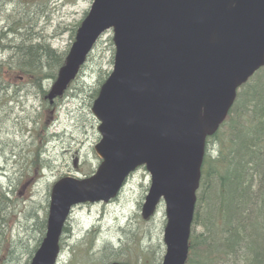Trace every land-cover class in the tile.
Wrapping results in <instances>:
<instances>
[{
  "label": "water",
  "instance_id": "95a60500",
  "mask_svg": "<svg viewBox=\"0 0 264 264\" xmlns=\"http://www.w3.org/2000/svg\"><path fill=\"white\" fill-rule=\"evenodd\" d=\"M107 30L113 69L91 107L101 161L89 177L53 183L45 235L29 264H56L72 207L110 201L139 166L150 174L142 217L164 203L161 264H185L206 139L225 120L238 88L264 66V0H93L50 102Z\"/></svg>",
  "mask_w": 264,
  "mask_h": 264
},
{
  "label": "trees",
  "instance_id": "16d2710c",
  "mask_svg": "<svg viewBox=\"0 0 264 264\" xmlns=\"http://www.w3.org/2000/svg\"><path fill=\"white\" fill-rule=\"evenodd\" d=\"M48 1L0 0V114L8 109L3 111L8 119V103L32 91L40 98L41 108L31 117L29 131L36 130L38 138L48 135L57 111V99L49 101L45 86L55 80L67 54L53 47L43 32L42 19L50 13ZM38 148L40 145L34 151L23 150V154L14 150L13 164L18 162L16 157L23 162L5 188L0 184V260H4L0 264H16L17 242L13 244L11 230L7 231L19 216L27 212L34 227L30 231L37 233L24 264L29 263L45 233L46 216L37 218L35 209L27 208L32 193L24 197L42 171L36 160ZM11 215L15 220L10 223ZM136 234L131 231V244L103 245L97 250L100 254L92 255V245H88L85 256L100 257L99 264H160L162 256L143 247L141 235ZM10 251L12 262L6 256ZM186 264H264V67L240 86L226 119L207 139Z\"/></svg>",
  "mask_w": 264,
  "mask_h": 264
},
{
  "label": "rangeland",
  "instance_id": "374dc122",
  "mask_svg": "<svg viewBox=\"0 0 264 264\" xmlns=\"http://www.w3.org/2000/svg\"><path fill=\"white\" fill-rule=\"evenodd\" d=\"M92 1H48L50 13L47 11L48 18L42 19V27L53 47L68 52L74 39V30L89 10ZM111 38L110 31L99 38L77 78L65 94L56 100L55 120L45 138L36 137V130L29 131L33 125L30 122L33 119L31 117L41 108L40 98L32 91L27 97H20L8 103L11 108L8 119L3 111L0 114V167H7L6 172L0 170L2 188L17 176L15 172L23 162L21 157H16L18 162L13 164L15 157L11 153L14 150L21 151L22 154L23 150L34 151L37 145H40L39 158L36 160L42 165V171L34 181L32 190L24 191V197L32 193L31 202L26 206L35 209L37 218L47 215L48 192L55 180L63 176L88 177L100 162L94 150L100 135L97 130L99 123L91 111L92 93L112 70L114 45ZM51 84L52 82H49L45 87L49 89ZM149 184L150 175L142 166L130 174L119 194L109 202H87L74 206L61 236L57 264H99L100 257L85 256L86 247L92 245L91 254L94 255L102 252L97 250L103 245H112L115 248L122 241L131 244V231L141 235L140 243L143 247L155 250L157 256H163V229L166 222L163 203L147 220L141 215V206ZM26 206L25 210H28ZM27 216V212L19 216L7 231L8 233L11 230L13 244L17 242L16 264H24L27 261L37 238V233L30 231L34 227ZM8 220L11 223L15 216L11 215ZM12 246L11 243L8 248ZM11 253L12 251L9 255L6 253L10 262Z\"/></svg>",
  "mask_w": 264,
  "mask_h": 264
},
{
  "label": "bare ground",
  "instance_id": "6f19581e",
  "mask_svg": "<svg viewBox=\"0 0 264 264\" xmlns=\"http://www.w3.org/2000/svg\"><path fill=\"white\" fill-rule=\"evenodd\" d=\"M3 111H5V109L3 110ZM0 170H2V171H7V167H0ZM3 212V211H2ZM1 215H3V214H1Z\"/></svg>",
  "mask_w": 264,
  "mask_h": 264
}]
</instances>
